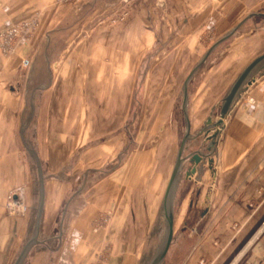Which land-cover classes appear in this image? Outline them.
I'll list each match as a JSON object with an SVG mask.
<instances>
[{"label": "crops", "instance_id": "1", "mask_svg": "<svg viewBox=\"0 0 264 264\" xmlns=\"http://www.w3.org/2000/svg\"><path fill=\"white\" fill-rule=\"evenodd\" d=\"M56 1L0 0V31L22 18L40 15L41 34L59 10L54 9ZM172 1L179 9L192 11L190 18L197 28L190 32L191 41H179L151 64L142 58L155 43L151 35L161 30L147 11L132 12L124 25L100 27L87 45L79 43L59 60L48 56L46 36L42 42L36 35L10 52L0 47V264H7L17 242L24 246L32 235L30 214L11 218L4 209L7 194L18 187L32 202L35 187L28 164L32 154L48 163L47 177L61 174L76 158L81 167L93 163L67 173L66 180L46 177L40 230L48 211L63 209L65 220L60 235L43 240L40 231L35 246L51 240L61 243L63 264H142L143 246L150 227L159 223L172 170L168 172L160 149L161 157L157 155L155 161L165 164L152 170L141 159V165L134 167L127 164L128 158L123 162L125 137L126 141L131 137L129 117L137 109L143 115L141 125L153 131L145 138L156 136L158 147L170 146L166 128L179 108L185 127L182 77H187L191 63L181 59L190 49L194 68L201 34L217 31L223 20L214 11L194 14L198 0ZM70 11L63 20L69 19ZM205 18L207 25L201 24ZM254 48L245 41L232 45L217 66L192 78L187 103L191 135L200 132L212 110L218 109ZM23 61L28 62L25 68ZM141 77L145 84L135 94V82ZM166 86L172 93L164 92ZM208 144L200 136L188 146L191 152L201 148L206 155ZM31 146L37 147L36 153H30ZM210 159V165L205 160L197 166V175L189 181L184 173L190 166L183 165L176 195L184 200L173 223L175 247L171 253L169 249L165 264H264V75L232 108ZM103 161L118 163L102 172Z\"/></svg>", "mask_w": 264, "mask_h": 264}, {"label": "rangeland", "instance_id": "2", "mask_svg": "<svg viewBox=\"0 0 264 264\" xmlns=\"http://www.w3.org/2000/svg\"><path fill=\"white\" fill-rule=\"evenodd\" d=\"M54 6V9L58 8L59 10L57 13L53 12V14L51 15V19H49L46 26H44L41 34L39 33L41 25L40 15L31 17L29 19L22 18L17 23L12 24L0 31V47L3 46L2 50L5 52H10L11 48L14 45L25 44L30 40H33L36 35L38 37V40L43 42V38L46 36L47 40L43 43L47 44L48 41V56L51 59L55 58L54 60H59L62 59V57H65L68 54V51L72 50L74 47H77L79 43L87 45L93 38L95 30L97 31V29H99L100 27L109 28L115 27L116 25H124V23L127 21V18L129 17V15H131L132 12L138 13L139 11H144L145 13V11H147V15H151L150 17L152 19L150 18V20H153L155 22V25L159 24L158 29L161 30V32H157L154 33V35H151V41L154 38L155 43L153 44V46H151L149 54H147L149 56L145 55L142 58L143 61L151 64L157 60H161V58L165 54L170 52L171 48H173V46L179 41H185L187 39L191 41L192 37L190 38V36L192 35L190 32L193 31V27L197 28V23L193 24V21L190 18L192 11L179 9L177 3H174L172 0H57L54 3ZM194 7V14L200 13L202 11L203 15H208L207 13H212V11H214L215 16L220 15L223 19L221 20V22H219L217 31L205 30V32L201 34V49L198 52V61L216 41L222 38L249 14H264V0H198L196 1ZM68 9L72 10L73 12L70 11L69 19L63 20L62 15L66 11H68ZM197 9L198 11H196ZM184 16L187 20V24L185 25L181 20ZM201 24H206V18ZM13 30H15V32H12ZM162 30L166 32H163ZM241 41L242 43L244 41L248 44L250 43V45H253V47L255 46V51L249 52L245 57L244 65L247 66L252 60L260 56L264 52V19L261 17H253L246 21L228 40L222 43L211 54L212 56L209 57L207 62L202 66L200 70H202V72L204 73L205 70H208L210 67L217 66L219 60L223 58L227 52L230 51L231 46L239 44V42ZM190 52L191 50L189 49L187 51V54L184 53V56L181 59L186 63H188L189 61L191 63L187 67V77L193 69V56L192 54L191 56H189ZM22 65L24 68L26 67L24 61ZM57 67V63L53 65V71L55 73L57 71ZM24 74L25 71L22 72L21 77H24ZM138 75L140 77L142 74ZM187 77H182V84ZM143 78L145 77H141V79L137 78V81L135 82V94L138 89L140 90L142 88L141 86L145 84L142 81ZM172 78L173 77H170V79ZM193 79L191 80V83H193ZM164 92L172 93L171 87L169 88L166 86V90H164ZM179 109H177L176 113L171 116L170 123H168L170 125L166 128L168 137L170 136V139H167V141L170 142V146L167 144L166 147H161V145L160 147H158V141L160 139L156 136L149 137V139L148 137L145 138L148 133H152L153 131L145 129V126H142L144 125L142 124L143 115L137 109H135V111L133 112V116L130 115L129 117V121H132L130 122L132 124L128 130V134L131 137H127V141L125 137L124 146L126 145L125 149L127 150L123 152V162H127L128 158L129 160L127 164H132L134 167L136 164L141 165L142 162V164L148 165L150 170H152L156 165L163 166V164H165V162L160 163L155 161V159H157V155L161 157V154L159 155L157 152V150L160 149V153H164V157L166 156V168L170 173L180 145V138L182 139L185 131L184 124H180L181 113L179 112ZM174 125L176 127V130L174 129ZM175 134L176 136H178L175 137ZM36 148V146L29 147V149L35 153ZM190 148L191 147L189 146L186 148L185 155L193 152L190 151ZM196 151L205 154V152L201 148H196ZM141 155L142 158L140 157ZM28 159V164L33 174V183L35 187L34 198L32 202L31 200H26L25 196L23 195V189L18 187L11 190L7 194L4 209L7 216L11 218L24 219L27 218L28 214H30L31 224L29 226V234L31 235L33 232L39 200V173L34 157L30 155L28 156ZM76 159H73V161L69 162L68 165L64 168L65 170L60 172L61 174H58L56 177H47L48 163L38 161L44 183L46 177L48 181H50L51 179L58 181H62L64 179L66 180L65 176L67 175V173L71 174L73 172H78L79 169L81 170L85 167L93 165V163L86 162L84 164V167L82 165V168L81 165L79 166ZM131 159L133 160V162L131 161ZM117 163L118 162L110 163L108 161H103L101 163V167L103 170L102 172H108L110 169L114 168ZM161 168L162 167H160V169ZM74 180L75 182H77L76 178H74ZM90 181H93V179H90ZM150 181H153V179L151 178ZM77 188L78 186H76L74 189L76 190ZM60 192L61 191L59 190V193ZM13 194L17 196V200L15 208L10 209L7 208V204L9 202L8 197ZM183 200L184 199L182 195L180 196V194H177L175 196L174 214H176L174 215V218L175 216L176 218L180 217L179 203H182ZM28 204L31 205V209H29ZM176 207L177 210H175ZM62 210L48 211V214L45 218L46 220L44 221V225L42 226L43 229L41 228L40 230L43 240L46 239V237H52V235L56 237L62 232L63 226L61 222L63 223L65 220L64 218H61ZM188 216L191 217L192 213H190ZM158 217L159 223L155 226L150 227L149 236L144 243L145 245L143 246L142 264H148L160 243L163 233V221L161 212H159ZM41 220L43 221V218ZM17 243L18 245L16 244V247L11 253L10 258H8L7 264H14L16 258L23 248L22 242ZM174 247L175 240L173 236L170 253L174 249ZM61 253V243L55 242L54 240L43 242L40 244V246H35L32 249V252L27 255L23 264H63L65 261L62 258Z\"/></svg>", "mask_w": 264, "mask_h": 264}, {"label": "water", "instance_id": "3", "mask_svg": "<svg viewBox=\"0 0 264 264\" xmlns=\"http://www.w3.org/2000/svg\"><path fill=\"white\" fill-rule=\"evenodd\" d=\"M253 17H261L264 19V14L252 13L237 24L233 29L226 33L222 38L216 41L201 57L190 74L182 85V114L185 121V131L181 139L174 164L172 167L171 175L162 199L161 204V217L163 221V233L160 243L155 250L152 258L148 264H164L167 260L169 249L173 241V223H174V203L177 189L179 186L180 178L183 175L182 169L185 163L189 164V169L184 173L185 181L191 180L192 177L197 175V166L202 164L205 160L208 165L211 164V156L216 145V138L224 127L225 120L230 114L234 105L238 102L241 95L251 87L258 76L264 75V54L252 60L235 78L225 95L220 101L218 109H213L209 118L204 124L203 129L196 135H191L190 124L187 117V103H188V85L192 78L199 72L202 66L207 62L211 54L226 40H228L246 21ZM203 136V142H209L207 147L208 154L204 155L199 151H194L185 155L186 148L189 143L195 141L198 137ZM32 153V151H30ZM38 168L39 173V200L37 205L36 217L33 227L31 238L25 243L20 254L16 258L14 264H23L28 253L35 245L39 244L38 237L40 232L41 219L44 206V179L41 173L39 162L34 154H32ZM206 211L202 213L204 216Z\"/></svg>", "mask_w": 264, "mask_h": 264}, {"label": "built area", "instance_id": "4", "mask_svg": "<svg viewBox=\"0 0 264 264\" xmlns=\"http://www.w3.org/2000/svg\"><path fill=\"white\" fill-rule=\"evenodd\" d=\"M12 32H15V30H13ZM24 64H25V66H28V62L27 61H25ZM249 102L252 103V100H249ZM16 200H17V196L16 195H14V194L10 195L8 197V201L9 202L7 204V208H10V209L15 208Z\"/></svg>", "mask_w": 264, "mask_h": 264}]
</instances>
